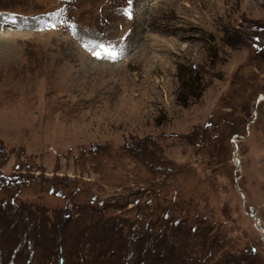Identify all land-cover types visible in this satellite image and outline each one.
Instances as JSON below:
<instances>
[{"label":"rangeland","instance_id":"rangeland-1","mask_svg":"<svg viewBox=\"0 0 264 264\" xmlns=\"http://www.w3.org/2000/svg\"><path fill=\"white\" fill-rule=\"evenodd\" d=\"M261 96L264 0H0V264H264Z\"/></svg>","mask_w":264,"mask_h":264},{"label":"trees","instance_id":"trees-1","mask_svg":"<svg viewBox=\"0 0 264 264\" xmlns=\"http://www.w3.org/2000/svg\"><path fill=\"white\" fill-rule=\"evenodd\" d=\"M151 202L150 200H147V202ZM147 205H148V203H147ZM24 215V214H23ZM23 215L22 214H20V216H21V221H24L25 220V218H28L29 216H26V217H23ZM39 219L37 220V222H38V227H39V229L41 230V231H44V229H46L47 227H48V229H49V227L51 226L49 223H48V221H47V217L45 216V215H42V214H40L39 215V217H38ZM162 218H163V216L161 215V217H159V219H160V221H161V223L159 224V225H155L154 223H153V221H150V222H148V221H146V223L148 224V225H146V226H141V224H142V222H140L139 220H136L129 228L131 229V231H132V233H133V237H134V239H137L138 240V245L139 246H142L141 247V249L143 250V249H145V246L146 245H148V248H147V250H149V251H151V249L152 248H156V243L157 242H161L162 243V245H163V248H162V253H161V255L160 254H157L158 255V258H157V256L154 258V262H153V264H155V262H158V261H160V264H171L170 262V260H164L163 258H164V256L166 255V253H167V251H168V244H169V242H170V240H171V238H169V236H168V225H171L172 224V230H176V229H178V225H180V227H181V225H182V219H181V216H178V217H171L170 215L169 216H167L165 219L163 218V220H162ZM147 218H145V220H146ZM144 220V218L142 217V221H145ZM20 222V221H19ZM23 224H24V222H23ZM50 225V226H49ZM162 226H165V229L164 228H162ZM134 229H133V228ZM140 228V229H139ZM139 229V230H138ZM198 226H194L193 228L191 227L188 231L190 232L189 233V235H191L192 234V232H197L198 231ZM169 230H171V229H169ZM189 235H187L184 239H182V241H181V243L183 242H186V247H188V248H191L192 247V250H189V252H188V250L186 249V248H183V250H182V253H181V257L183 258L184 256H185V258L188 260V259H191V260H189V262H190V264H193V262H194V259L196 258L197 260H202V257H204V256H207L206 255V252H207V246H206V244H205V242L203 241V240H197L196 242H199L200 241V243L199 244H197L196 242H194V244L192 243V244H190L192 241H191V239H190V236ZM138 237V238H137ZM170 239V240H169ZM173 239V238H172ZM140 242V243H139ZM43 244V248H45L46 246H44V243H42ZM140 244H142V245H140ZM168 246V247H167ZM144 247V248H143ZM182 247V246H181ZM193 248H197V250L196 249H193ZM182 249V248H181ZM153 250V249H152ZM155 250V249H154ZM164 252V253H163ZM188 252V256H186V253ZM151 253V252H150ZM149 253V254H150ZM156 253V252H155ZM184 253H185V255H184ZM56 254H58L59 256H58V259L60 260V259H62V262H64V258H63V256H62V253H60V252H57ZM144 255V254H143ZM146 255V254H145ZM38 258H39V260H40V255L38 256ZM177 258V257H176ZM193 259V260H192ZM38 260V261H39ZM58 260V261H59ZM164 260V261H163ZM187 260H185V261H187ZM40 262V261H39ZM39 262H37L38 264H40Z\"/></svg>","mask_w":264,"mask_h":264},{"label":"water","instance_id":"water-1","mask_svg":"<svg viewBox=\"0 0 264 264\" xmlns=\"http://www.w3.org/2000/svg\"><path fill=\"white\" fill-rule=\"evenodd\" d=\"M237 144V143H236ZM235 147H236V150H235V152H234V157H238V146L237 145H235ZM240 165V164H239ZM239 165H237L236 166V168L238 169V166ZM238 182V181H237ZM238 190H239V192L242 194V197L243 198H245V196H244V193L241 191V189L240 188H238ZM251 217L253 218V220H254V224L256 225V226H258L259 225V219L257 218V216L256 215H251ZM260 229L263 231V237H264V227L263 226H260Z\"/></svg>","mask_w":264,"mask_h":264},{"label":"bare ground","instance_id":"bare-ground-1","mask_svg":"<svg viewBox=\"0 0 264 264\" xmlns=\"http://www.w3.org/2000/svg\"><path fill=\"white\" fill-rule=\"evenodd\" d=\"M262 97V96H261ZM262 101L264 100V97H262V99H261ZM262 101H260V102H262ZM239 167V166H238Z\"/></svg>","mask_w":264,"mask_h":264},{"label":"snow or ice","instance_id":"snow-or-ice-1","mask_svg":"<svg viewBox=\"0 0 264 264\" xmlns=\"http://www.w3.org/2000/svg\"><path fill=\"white\" fill-rule=\"evenodd\" d=\"M13 23H15V21H12Z\"/></svg>","mask_w":264,"mask_h":264}]
</instances>
